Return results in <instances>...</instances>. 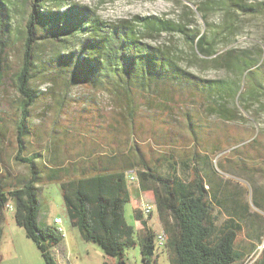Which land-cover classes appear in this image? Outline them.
<instances>
[{"label": "trees", "instance_id": "obj_1", "mask_svg": "<svg viewBox=\"0 0 264 264\" xmlns=\"http://www.w3.org/2000/svg\"><path fill=\"white\" fill-rule=\"evenodd\" d=\"M22 1L21 52L12 77L18 99L13 115L0 119V143L11 126L14 159L27 167L28 175L17 182L0 175V238L5 203L13 200L15 223L44 262L56 264L52 249L61 244L63 233L55 225H38L39 184L56 183L69 223L84 241L98 244L115 264H125V249L136 245L144 264L155 262L154 229L142 217L138 199H133L132 210L139 212L135 219L142 226L128 224L124 215L132 196L125 173L133 170L139 191L154 201L166 232L169 264L240 260L235 241L243 230V214L235 211L237 190H230L235 206L223 205L222 189L230 182L216 177L208 164L209 153L217 149L205 151L225 132H213L203 114L225 123L236 120L228 100L237 96L238 106L247 111V103L264 90V75L263 81L253 77L241 90L234 79L204 78L186 69L172 45L160 41L162 33H179L203 61L221 63V55L212 52L213 38L205 31L182 22L155 15L108 21L68 0ZM209 3L203 1L199 9L206 12ZM221 4L236 13L248 9L239 0ZM10 11L0 0V77L10 48ZM247 61L256 59L235 57L232 66L242 73ZM36 81L48 86L36 88ZM76 87L81 90L74 92ZM100 93L110 99L107 106ZM36 105H49L46 110L55 115L48 133L32 126L30 113ZM216 207L226 213L219 225ZM251 264H264V252Z\"/></svg>", "mask_w": 264, "mask_h": 264}, {"label": "rangeland", "instance_id": "obj_2", "mask_svg": "<svg viewBox=\"0 0 264 264\" xmlns=\"http://www.w3.org/2000/svg\"><path fill=\"white\" fill-rule=\"evenodd\" d=\"M1 1L11 10L13 24L6 42L10 48L4 54L7 56V67L5 73L0 77V119H3L13 115L18 99L12 77L19 63L24 23L22 10L26 7L22 0ZM203 1L211 2L206 12L199 9ZM223 1L68 0L70 4L87 6L103 20L132 19L135 16L155 15L162 19L182 22L186 27L199 32L205 31L209 37L213 38L211 49L212 52L221 55V63L201 60V55L196 52L195 55L189 43L185 42L177 32L162 33L160 41L172 45V48L180 56L181 64L191 72L209 79H234L242 90L244 84L247 86L252 83L253 77H258L263 81L264 73L260 72L264 71V0H239L248 7L247 10H242L239 13L223 9L221 4ZM50 5L53 4L50 3ZM54 8L57 9V7ZM59 9L64 10L65 6H59ZM228 50H231L229 56L226 54ZM194 51H196L195 46ZM212 56L214 55L208 58ZM247 56L255 58L256 62L247 61L246 66L248 67L242 73L233 68L232 61L235 57L246 58ZM46 86L48 83L44 81L34 82L36 88H45ZM78 90H81L80 87L73 89L74 92ZM258 92L257 97L247 103V111L238 106L237 96L228 100V106L235 110L237 118L234 121L225 123L217 115L203 114L204 122L213 128V132L217 131V134L225 132L217 136L215 142L208 143V146L205 147V151L208 152L213 147L217 149V152L209 153L208 164L216 170V177L230 182V184H225L222 189L223 205L234 206L233 203H229L227 196L230 194V190L234 188L237 190L238 205L236 204V207L239 208L238 212L243 214V230L239 235H255L258 238L259 247L254 252L256 257L260 252H264V90L260 88ZM98 97L106 106L110 102L104 93H100ZM51 104L50 102V106H52ZM197 105L199 104L197 103ZM197 105L194 106L198 107ZM46 107L49 105H36L30 113L32 126L38 132H50L51 119L55 118V115H51ZM69 110L72 108L70 107ZM144 113L147 111L144 110ZM177 115L181 117L180 113ZM60 119L62 120V118ZM8 124L9 122H6V125ZM12 132V127L9 126L6 136L0 143V175L8 174L11 181L17 182V180L27 177L28 169L14 159L13 139L10 135ZM181 132L186 133V130L183 129ZM205 133H207L206 128ZM208 138L211 139V137ZM252 139L254 141L250 143ZM45 142L43 140L42 144ZM43 154L46 155L47 152H43ZM39 185L41 190L38 195V225L52 227L53 216L58 215L62 218L63 235L64 228L73 230L68 231L70 243L67 244L66 258H60L58 253H54L56 264L57 262L58 264H101L107 255L98 244L81 239L76 233L77 229L70 225L58 185L47 182ZM129 186L132 196L131 200L124 205V215L126 222L137 228L142 226V223L133 217L132 201L141 197L145 200L149 198L139 191L137 185L130 184ZM8 201L14 206L13 200ZM244 204L247 206L246 209L243 208ZM3 214L0 264H46L34 242L25 235L23 227L18 226L15 221L13 222V211L4 206ZM213 214L217 225L226 215L224 209L220 207L214 208ZM147 225L152 229L158 227L155 209L148 219ZM68 247H70L69 252ZM125 264H144L138 245L125 249ZM157 264H169L166 253L159 258Z\"/></svg>", "mask_w": 264, "mask_h": 264}, {"label": "built area", "instance_id": "obj_3", "mask_svg": "<svg viewBox=\"0 0 264 264\" xmlns=\"http://www.w3.org/2000/svg\"><path fill=\"white\" fill-rule=\"evenodd\" d=\"M127 182L129 185L135 184L137 187H139V180L136 175V173L133 170H128L125 173ZM138 207L141 211L142 217L144 219H149L152 214L153 210L155 209V204L152 199L145 200L143 197L138 199ZM5 208L8 210L14 211V206L11 202L6 201ZM53 223L56 224L58 227H62V218L60 216H56L53 218ZM64 228V227H63ZM64 234H65V228H64ZM64 236V235H63ZM167 251V236L164 229L159 225L156 229H154V236H153V247H152V257L153 260L156 262L158 256L161 253H166ZM256 256L252 254L248 258H246L242 264H250L254 261ZM153 262L154 264H156Z\"/></svg>", "mask_w": 264, "mask_h": 264}, {"label": "crops", "instance_id": "obj_4", "mask_svg": "<svg viewBox=\"0 0 264 264\" xmlns=\"http://www.w3.org/2000/svg\"><path fill=\"white\" fill-rule=\"evenodd\" d=\"M227 198H228V201H229V203L230 204H232L233 203V205L235 206V201L231 198V193L227 196ZM236 207V206H235ZM238 210H239V208L238 209H236L235 208V211H237L238 212ZM132 212H133V217L135 218V217H139V212L137 211L136 213L132 210ZM56 216H58V215H56ZM56 216H53V218L54 217H56ZM137 221H139V220H137ZM13 222H14V220H13ZM52 223H53V219H52ZM148 223V222H147ZM53 225H55L54 223H53ZM56 226V225H55ZM158 226H159V222H158ZM141 227V226H140ZM75 228V227H74ZM137 228H139V227H137ZM77 229V228H76ZM67 230V231H66ZM66 230H65V234H64V236H63V240H62V242H61V244H59V246H57V247H55V248H53L52 249V254H53V256L55 257V255H54V253H58V255H59V257L60 258H63V257H65L66 258V256L67 255H65V252L67 253V250H66V248H67V244H69L70 243V236H69V232L68 231H73V230H68V228H66ZM63 231V229L61 230V232ZM76 233H78L77 235H79L80 236V233H79V231L77 230V232ZM81 237V236H80ZM82 239V238H81ZM235 247H236V251H237V254L241 257V259L240 260H238V261H236V262H234V263H232V264H242V262L246 259V258H248L249 256H251L254 252H255V250H256V248H258L259 247V241H258V238L254 235V236H250V235H246V236H240L239 234L237 235V237H236V241H235ZM70 251V247H68V252ZM164 255V253H161L159 256H158V258H157V260H156V264L158 263V260H159V258L161 257V256H163ZM254 255H256V253H254ZM103 261H106V262H108V263H112V264H115V262H114V260H113V258H111V257H109V256H107V257H105L104 259H103ZM57 264H58V262H57Z\"/></svg>", "mask_w": 264, "mask_h": 264}, {"label": "bare ground", "instance_id": "obj_5", "mask_svg": "<svg viewBox=\"0 0 264 264\" xmlns=\"http://www.w3.org/2000/svg\"><path fill=\"white\" fill-rule=\"evenodd\" d=\"M56 225V224H55ZM57 226V225H56ZM58 227V226H57ZM58 229L61 231L62 230V227H58Z\"/></svg>", "mask_w": 264, "mask_h": 264}, {"label": "water", "instance_id": "obj_6", "mask_svg": "<svg viewBox=\"0 0 264 264\" xmlns=\"http://www.w3.org/2000/svg\"><path fill=\"white\" fill-rule=\"evenodd\" d=\"M147 264V263H146Z\"/></svg>", "mask_w": 264, "mask_h": 264}]
</instances>
